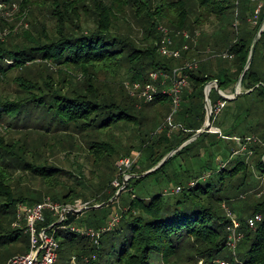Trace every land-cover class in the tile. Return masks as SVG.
<instances>
[{"label":"trees","instance_id":"1","mask_svg":"<svg viewBox=\"0 0 264 264\" xmlns=\"http://www.w3.org/2000/svg\"><path fill=\"white\" fill-rule=\"evenodd\" d=\"M19 1L27 5L31 0H0V5ZM49 2L54 31L48 32L43 24L39 28L31 24L30 30L18 36L8 34L0 41V83L9 73H19L12 78L15 95L7 97L0 93V125L7 128L6 134H0V250L16 243L24 233L13 226L18 205L31 206L46 197L62 205H75L78 200L81 203L92 198L98 207L87 202L83 215L67 213L60 223L52 213L45 212L40 227L52 225L59 246L55 264L183 261L218 264V260L229 264H264V196L247 195L257 183L255 177L264 181V122L259 119L264 108H257V103L264 105V27L241 79L244 92L233 100L222 98L215 89L209 93L211 105L224 104L219 118L211 116L220 132H203L181 146L203 126L206 85L216 81L223 92L238 81L256 34L247 28L249 16L253 18L254 3L249 0ZM127 7L142 30L140 41L118 28L119 23H127L122 17ZM81 14L91 19L92 27H82ZM263 18L264 6L256 21L257 29ZM208 24L214 27L213 33L199 40L206 55L195 67L184 70L190 90L182 91L180 109L173 119L178 130L169 133V126L162 128L170 112V99L161 93L163 87L157 83L155 99L142 102L128 94L123 79L145 83L153 71L170 73L187 60L188 50L192 49L189 39L177 33L189 30L193 35L194 27ZM2 25L6 26L0 18ZM162 25L169 33L159 30ZM164 37L168 40L170 37L171 47L180 50L179 59L160 55L158 49ZM186 45L190 48L184 49ZM222 53L231 58L223 57ZM33 69L35 73H31ZM241 98L244 103L237 108L236 102ZM164 103L169 111L167 108V112L158 116L157 105ZM150 106L156 109L144 110ZM157 116L161 120L153 123ZM230 117V125H225ZM54 124L57 128L53 137L60 139L48 140L45 135ZM127 132L133 143L119 146L118 135ZM17 133L18 139L14 136ZM90 135H94L93 139ZM74 136L82 140L77 141ZM210 137L208 146L199 142ZM232 138L244 146L241 153H233ZM225 139L228 142L223 147ZM198 142L204 159L196 170L192 161L196 157L188 156L187 152ZM213 147L222 148V159L218 162L207 150L212 151ZM135 149L140 156L126 170L129 178L123 192L128 194L121 199L119 220L105 230L117 191L112 182L115 179L123 185L118 162L130 158ZM78 152L83 154V163L70 159ZM171 152L153 172L133 176L154 168ZM57 153H63L65 166L52 160ZM182 155L191 160L192 171L169 175V162ZM88 163L99 170L95 192L85 183L84 164ZM17 171L39 180L41 190L18 188L13 181ZM63 174L72 177L74 183L61 178ZM149 177L152 192H146L142 185ZM175 188L179 190L173 192ZM235 200L242 202L236 215H232L240 223L242 238L234 249H229L232 220L226 208L233 214L230 204ZM255 215L260 220L250 228L246 220ZM72 225L104 230L92 238L71 231Z\"/></svg>","mask_w":264,"mask_h":264},{"label":"rangeland","instance_id":"2","mask_svg":"<svg viewBox=\"0 0 264 264\" xmlns=\"http://www.w3.org/2000/svg\"><path fill=\"white\" fill-rule=\"evenodd\" d=\"M261 1L264 3V0H261ZM19 3H20V1L19 2H12V4L7 5V6H0V18L3 20L4 24H6V26H4V25L0 26V28H1V30H0V41H2L6 37V35H8V34H12V35L18 36V35H20V33L22 31L30 30L31 29V24H35L36 27H38V28L40 27L39 24H43L45 26V29L48 32L54 31L55 20L51 16V13L49 11V8H50V5H51L49 0H31V1H29V3L27 5L24 4V3L23 4H21V3L19 4ZM251 5H253V4L251 3ZM129 9L130 8L127 7L122 13V17L127 21V23H125V25L119 23L118 28H119L121 33H123L125 35L128 34L130 37L132 36L136 40L140 41L141 37H139L140 36L139 33H141L142 30H140L138 28V26H137V24L135 22V18L133 16L132 12ZM249 17L250 18L247 21L248 22L247 28L250 31H253V32L257 33L256 31H258L259 27L257 29V24L254 22L255 19L254 18L252 19L251 16H249ZM90 20H91L90 18H88L87 16L81 14L80 21L82 22V27H84V28L92 27V24H91ZM213 28L214 27L212 25L208 24V25H201L198 28L194 27V31H193L194 34L193 35L190 34L189 30H184V31H181L180 33H177V35L179 37L182 36L183 33H186L188 35V39L192 43L191 47H192L193 50L192 49L188 50L189 53L186 55L187 60L183 61V63L181 65H178V66L174 67L173 69H180L183 66L184 67L187 66V67H189L188 69H192L194 67V65L196 64V62L199 61L200 59H202L206 55V53L204 52L203 46H199V40H200V38L204 39L205 35L209 36L211 33H213ZM160 29H162V31L164 30V32L167 31L169 33L167 28L165 26H163V25L159 27V30ZM171 45H172V40L169 37V48L172 49ZM255 46H256V44H255ZM187 48L189 49L190 47L188 45H186V49ZM222 54H223V57H225L227 59L231 58L227 53H222ZM193 63H194V65H192ZM189 65H191V66H189ZM35 71L36 70L33 69V70H31V73H35ZM18 74L19 73H17V72L9 73L8 77L2 79V82L0 83V93L2 95L7 96V97H12V96L15 95L14 93L16 91V88H15V86L12 83V78L15 77ZM122 77L124 78V76H122ZM130 85H131V82L129 81V79H126V78L123 79V86H125V88L127 90H128V87H130ZM164 86H165L166 89H168L170 87V83L168 85L167 82H166ZM209 88H210V91L212 89L216 90V85L215 84H211L209 86ZM235 89H236V86L234 84L230 88L226 89V91H223V92L220 91V92L223 95L231 98L234 95ZM189 90H190V87H189V83H188L187 78H186V84H185V86L183 88V92L189 91ZM210 91L208 92V99H207L208 110H210V116L216 115V117H218V116L221 115V110H222V107L224 106V104H222L221 102H217L216 105H211L210 100H209ZM128 92H129V90H128ZM243 92H244V89L240 85V88L238 90L237 96L240 95ZM128 94L132 98H136L137 101L144 102L143 100L139 99L136 94H130V92ZM249 99L250 98L247 99V102H250ZM252 100L254 101V99H252ZM205 101L206 100H205V97H204V90H203V100H202V102H203V107H204V111H205V120H204L202 128L204 127V124H205V121H206ZM243 103L244 102H243V100L241 98L239 101L236 102L237 108H240L241 104H243ZM170 106H171V103L169 104V107ZM153 107H151V106H150V108L144 107V110L145 109L146 110H151ZM167 108L168 107H167L166 103L161 104L159 106L157 105V109H158L157 111H159V113H157V115L160 116L161 114H164L165 112H167ZM257 108L259 110H263L264 105L260 104V103H257ZM179 109H180V107H178L177 111H179ZM168 111H169V108H168ZM171 111L172 110L170 109V112H168V114L166 116L165 125H163L162 128H165L166 126H169V133H175L178 130V125L173 122V119L175 120L176 115H177L178 112L175 111L173 113V115H172L173 117L170 116V122H169V115H170ZM213 111H214V113H213ZM226 111H229V109L226 110ZM231 111H233V109ZM158 116L155 117L154 120H156V121H153V123L154 122H158V120L159 121L161 120V117H158ZM231 119H232L231 117L227 118V121H226L225 125H230ZM259 119H261L260 122H264V114H263V112L260 114ZM130 127L133 128L132 126H130ZM210 127L211 128H210V132L209 133L218 134L220 132L219 128H217L216 125H214V122H212V121L210 122ZM56 128H57V126L55 124L53 125V127H49L48 128L49 130L46 133L45 138H47L48 140L51 139L53 137V134L56 133ZM44 132H45V130H44ZM6 133H7V128L0 125V134H6ZM117 134H119L118 130H117ZM144 135H145V133L142 131V137H144ZM14 136L18 139L20 135H19V133H17ZM90 136L93 139L94 135L93 136L90 135ZM211 137L208 138L207 140L204 139L203 142L201 140L199 142L203 143V144L205 143L206 146H208L207 142L209 140H212ZM75 138H76L77 141H81L82 140V139L79 140L78 137H75ZM118 138H119V141H118L119 142V144H118L119 146L120 145L125 146V145H129L130 143H133L132 138L129 137V132L121 134V135H118ZM53 139L56 140V139H60V138L55 136V137H53ZM232 139L234 140V145H235L233 147V149H234L233 153L234 154L241 153L243 151V149H244V146H239V144L236 143L237 139H235V138H232ZM253 140L254 139L251 138V141H253ZM224 141L225 142L223 144V147L227 146L226 144H227L228 140L225 139ZM199 142L194 144L193 146H191L189 148L190 150L188 149L189 151L187 152L188 156L196 157V158H194L192 160L193 163H195L197 165V169L196 170L199 169V166H201L199 164L202 163V161L204 159V156H203V154H204L203 152L204 151L201 149V146H200ZM207 150L209 152H211V154H213V156H215L216 159L213 157V161L217 160V162H218V161H220L222 159V157L220 155V153L222 151V148L216 150V147H213L212 151H211V149L209 150V148ZM73 153H75V152H73ZM187 155L178 156L177 158H174L173 160H171V162H169V175H172V173H175L177 171L181 172V174H183V173L185 174V172H184L185 170L192 171V170H190L191 160L187 159V158H189ZM62 156H63V153H61V154L57 153L56 156L54 158H52V160L54 162H58L59 165H61V166H65L66 162H65V160H64V158ZM139 156H140L139 153L135 149L134 151L131 152L129 157H130V159L133 160V162H135V161H137L139 159ZM225 156L228 157V153L227 152H225ZM70 159L72 161H76L78 163H83V154H82V152L81 153L78 152L75 155L72 154L70 156ZM84 165L86 167V168H84V172H85V176H86V179H87V180L85 179V183L89 184L88 187L91 188L92 192H95L96 185H97L98 181H100V179L98 178L99 170L96 169L95 167L91 166L89 163L88 164H84ZM118 165H119V162H118ZM119 174H120V172H119ZM75 175H76V173H75ZM120 176L122 177L121 174H120ZM61 178H63L64 180H66V181H68L70 183H74L73 178L72 177H68L65 174H63ZM128 178L129 177H126L123 180V185H119V183L115 179L112 182L113 186L117 187V191H116L115 196H113V199H114V203L113 204L114 205H112V207L110 208L111 215H108L109 219L115 213H117L121 207H123L121 199L127 197V194H128L127 191L123 192V190L125 189V187L127 185V179ZM151 178L152 177H149V178L145 179L143 181V183H142V185L144 186V189H146V192L154 191L153 188H152V183H151L152 180H151ZM255 178L257 179V183L252 188V190L249 191V194H247V195L248 196L251 195L252 197H254L253 195H255V196H257V198L258 197L261 198V197L264 196V181H263V178H261V177H255ZM13 181L15 183L17 182V184L19 185L18 188L19 187L24 188V187L28 186L29 188H31L33 190L34 189L41 190V184H40L39 180H37L35 178H32L31 175H29L28 173H25V172L17 171L13 175ZM14 187H16V186H14ZM165 191H166V193L169 192V190H164V192ZM136 192H138V191L136 190ZM120 194H121V196H120ZM45 199H49V198L46 197V198H44V200ZM80 201L81 200H78V202L75 205L73 204V205H69V206L81 205V204H84V203L88 202V203H91L90 205H93V207H98V205L95 203V201L92 200V198H88L86 201H82L81 203H80ZM111 201H113V200H111ZM58 204L62 205L61 203H58ZM241 204H242L241 201H236V200L233 201L230 204V207L233 208V210H232L233 214L231 213V211L228 208H226V212H227L228 216H230V217H232V215L235 216L236 215V210L238 209L239 205H241ZM82 211H84V210H81L78 213L82 214ZM109 219H108V221H109ZM77 227L80 228V229H85L83 226H77ZM28 248H29L28 235L25 234V233H21L19 235L18 241L16 243L10 244L7 247H4L3 249L0 250L1 251V253H0L1 264L2 263L4 264L6 262V260L10 256L21 255V254L26 253L28 251ZM178 264H194V263L193 262L189 263V262L183 261V262H179Z\"/></svg>","mask_w":264,"mask_h":264},{"label":"built area","instance_id":"3","mask_svg":"<svg viewBox=\"0 0 264 264\" xmlns=\"http://www.w3.org/2000/svg\"><path fill=\"white\" fill-rule=\"evenodd\" d=\"M255 4L253 18L256 23L257 18L261 10L263 9L264 3L261 0H249ZM1 6V5H0ZM252 18V19H253ZM162 31V29H161ZM163 33L164 30L162 31ZM182 36L188 39V35L183 33ZM169 40L164 37L161 41V45L158 49L160 55L178 59L180 58V50L168 47ZM186 49V46H183ZM194 65V63L192 64ZM191 66V65H189ZM196 64L194 65V67ZM189 68L183 66L180 69H172L170 73L164 71H153L149 73L148 80L145 83L134 82L131 83L128 90L130 94H136L137 97L144 102H152L157 94V83L162 86L161 93L170 99L171 103V113L170 116L177 111L183 88L186 84L187 75L185 74V69ZM170 83L168 89L165 88L166 82ZM211 84H214L211 82ZM210 84V85H211ZM133 162L130 158H124L119 161V172L124 180L129 177L126 174V170L129 168L130 164ZM117 183V182H116ZM179 188L173 189V192H177ZM87 207V203L69 206L60 205L58 203L52 202L49 199H45L39 203L31 206L18 205L16 222L13 223L14 227L23 229L24 233L28 235L29 248L28 251L21 255L11 256L5 264H55L58 252V242L54 238V231L52 230V225L50 228L40 227V224L44 221L45 212H50L56 218V222L60 223L67 213L77 214L79 211L84 210ZM119 217L115 213L107 222V227L105 230H109L115 223H117ZM232 225L229 227L227 246L229 249H234L237 242L242 238V234L239 232L240 223L231 217ZM260 220L259 215H255L246 220V225L250 228ZM69 229L73 232L84 234L89 237H98L100 232L103 231H93L90 229H80L74 225L70 226ZM218 264H229L225 260H218Z\"/></svg>","mask_w":264,"mask_h":264},{"label":"water","instance_id":"4","mask_svg":"<svg viewBox=\"0 0 264 264\" xmlns=\"http://www.w3.org/2000/svg\"><path fill=\"white\" fill-rule=\"evenodd\" d=\"M263 27H264V18H263V21H262L261 25L259 26V29H258V31H257V33H256V35H255V37H254L253 40H252V43H251V46H250V51H249V55H248V58H247L246 64H245V66H244V68H243V71H242V73H241V75H240L238 81H237L236 84H235L236 89H235V92H234L233 97L229 98V97L223 95V94L219 91L218 86H217V84H216V81H213V83L216 85V91L218 92V94H219L222 98H224V99H228V100H232V99H235V98H236V96H237V94H238V90H239L240 85H241V79H242V76H243L245 70L248 68V66H249V64H250V62H251V59H252V56H253V52H254V48H255V44H256V42H257V40H258V38H259V35H260L261 31L263 30ZM210 84H211V82L208 83V84L206 85L205 89H204V97H205V100H206V101H205L206 121H205L204 127H203L201 130L197 131V132H196V133H195V134H194V135H193L188 141H186L185 143H183L181 146H183V145H185L186 143L190 142L191 140L195 139L197 136H199V135L202 134L203 132L210 131V128H211V127H210V122H211L210 119H211V116H210V110H208V106H207V105H208V104H207V99H208V92L210 91V88H209ZM173 152H174V151H173ZM173 152L167 154L166 157H165V158H164L159 164H157L154 168L150 169L149 171H147V172H145V173H143V174H140V175H133V176H136V177H143V176H145L146 174H148V173H150V172H153L155 169H157L159 166H161V165L163 164V162H164L167 158H169ZM49 228H50V227H49Z\"/></svg>","mask_w":264,"mask_h":264}]
</instances>
